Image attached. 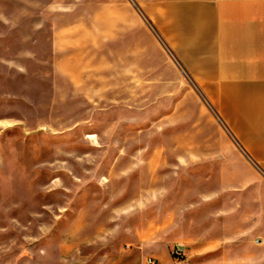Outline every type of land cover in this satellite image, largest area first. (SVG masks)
<instances>
[{
	"label": "rangeland",
	"instance_id": "1",
	"mask_svg": "<svg viewBox=\"0 0 264 264\" xmlns=\"http://www.w3.org/2000/svg\"><path fill=\"white\" fill-rule=\"evenodd\" d=\"M52 2L0 0V264H93L146 240V258L200 264L195 193L211 168L194 159L224 130L211 105L165 69L131 0Z\"/></svg>",
	"mask_w": 264,
	"mask_h": 264
},
{
	"label": "crops",
	"instance_id": "2",
	"mask_svg": "<svg viewBox=\"0 0 264 264\" xmlns=\"http://www.w3.org/2000/svg\"><path fill=\"white\" fill-rule=\"evenodd\" d=\"M58 1L51 3L56 11L77 8ZM126 6L135 23L138 7L146 13L176 62L164 57L165 69L186 73L224 129L222 143L194 159L195 166L211 168L209 190L195 193V215H208V224L200 225L208 229L195 233V258L264 264V0H131ZM130 32L132 56L137 36ZM128 71H138L137 62L130 60ZM149 243L93 264H167L163 254L146 258Z\"/></svg>",
	"mask_w": 264,
	"mask_h": 264
},
{
	"label": "built area",
	"instance_id": "3",
	"mask_svg": "<svg viewBox=\"0 0 264 264\" xmlns=\"http://www.w3.org/2000/svg\"><path fill=\"white\" fill-rule=\"evenodd\" d=\"M171 256L177 260V261H181L184 259L185 257V252L179 248V247H175L172 249L171 251ZM147 264H155V260L154 259H148L147 260Z\"/></svg>",
	"mask_w": 264,
	"mask_h": 264
}]
</instances>
